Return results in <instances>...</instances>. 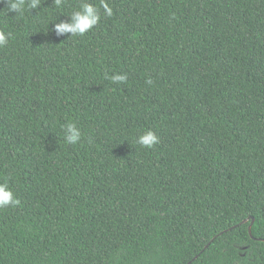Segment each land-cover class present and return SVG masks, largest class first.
<instances>
[{"label":"trees","instance_id":"trees-1","mask_svg":"<svg viewBox=\"0 0 264 264\" xmlns=\"http://www.w3.org/2000/svg\"><path fill=\"white\" fill-rule=\"evenodd\" d=\"M107 2L0 12V264H264V0Z\"/></svg>","mask_w":264,"mask_h":264},{"label":"clouds","instance_id":"clouds-1","mask_svg":"<svg viewBox=\"0 0 264 264\" xmlns=\"http://www.w3.org/2000/svg\"><path fill=\"white\" fill-rule=\"evenodd\" d=\"M64 0H54L57 8L63 6ZM0 4L4 5L0 9L4 15L14 13L15 16L22 15L25 11L37 10L41 7V0H0ZM101 8L107 17L113 15V10L107 0H101ZM100 20V12L93 4L83 2L77 10H74L67 17L66 21L54 23L52 31L57 36L70 34V36H83L93 29ZM11 34L0 31V48L8 44ZM113 83H125L127 76L124 74H114L110 78ZM147 84H151L152 80H146ZM64 140L67 144L75 145L81 141L82 133L74 122H68L62 128ZM136 143L145 149H152L159 143V137L152 130H147L136 138ZM20 200L15 198L13 192L7 183H0V209L17 206Z\"/></svg>","mask_w":264,"mask_h":264},{"label":"water","instance_id":"water-1","mask_svg":"<svg viewBox=\"0 0 264 264\" xmlns=\"http://www.w3.org/2000/svg\"><path fill=\"white\" fill-rule=\"evenodd\" d=\"M247 221L246 220H244L243 222H242V224L243 223H246ZM253 223V219L251 220V224ZM234 227H232V229H233ZM248 230H249V234H250V230H251V225L248 227ZM205 248H207V247H205Z\"/></svg>","mask_w":264,"mask_h":264}]
</instances>
